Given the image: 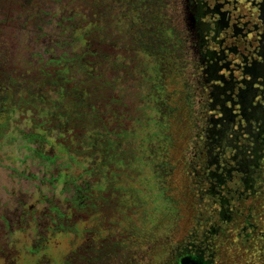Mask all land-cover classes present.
<instances>
[{
  "label": "rangeland",
  "instance_id": "374dc122",
  "mask_svg": "<svg viewBox=\"0 0 264 264\" xmlns=\"http://www.w3.org/2000/svg\"><path fill=\"white\" fill-rule=\"evenodd\" d=\"M113 1V27L97 34L99 47L106 36L110 43L103 47L102 59L97 57L92 76L99 94L108 97L97 104L107 113L114 131L108 135L118 154L109 167L117 174L115 192L123 205L136 204L135 217L129 210L125 215L119 212V206L104 207L99 221L82 211L74 215L80 230L86 231L91 224L98 227L99 222L107 227L110 222L111 232L117 229V234V224L127 226L128 214L133 218L139 232L134 239L139 243L125 250L117 247V253L110 256L113 264H120L126 252L130 259L123 260L124 264H168L175 247L184 244L192 252H216L214 264H264V167L252 184L247 182L248 191H257L255 198L246 200L253 207L248 219L244 217L245 202L232 198L235 194L227 190L236 186L233 181L213 196L229 198L224 201L223 216L234 217L226 223L220 220L219 203L199 193L207 183L199 175L204 155L198 158L194 152L193 133L205 96L194 60L199 52L189 40L182 0ZM78 2L34 0L27 6L22 2L19 15L10 20L0 8L1 104L12 120L0 136V244L11 249L15 244L36 245L47 237L54 206L68 212L75 196L82 198L87 189L98 192L113 180L107 170L105 177L102 173L109 156L77 155L61 146L69 108L60 95L62 90L37 71L42 61L60 59L77 83L87 78L83 58L87 41L82 28L89 11ZM11 6L15 8L10 3L9 9ZM133 6L148 11L143 12L136 32L144 41L139 54L130 47L126 24L114 25L116 17L126 21ZM78 11L81 15H75ZM103 26L102 17L100 29ZM243 43L228 39L220 52L224 56L221 62L239 63L240 56L230 54L227 47L249 48ZM90 166L96 169V176L86 174ZM106 193L112 194V190ZM130 237L122 234L120 240L129 244Z\"/></svg>",
  "mask_w": 264,
  "mask_h": 264
},
{
  "label": "trees",
  "instance_id": "16d2710c",
  "mask_svg": "<svg viewBox=\"0 0 264 264\" xmlns=\"http://www.w3.org/2000/svg\"><path fill=\"white\" fill-rule=\"evenodd\" d=\"M33 1L34 0H0V8H3L5 16H7L8 20H10L17 14L19 15L22 2L25 4H32ZM73 1H79L78 3L83 4L84 10L88 9L89 11L86 13L87 17L84 16L83 21L86 22V24L82 28V37L87 41L85 51L83 53V58L86 59L84 63V65L86 64L84 71H86L85 73L87 74V78L78 80L77 83L75 77L68 76V71L64 70L66 68L65 66L63 67L62 60L60 59L42 61L40 65L37 66V71L39 72L40 77L43 76L45 80H50L49 83H51L52 86L57 85L62 90L60 95L69 108L67 121L68 125L67 129H64L65 134L68 132V135L66 134V137L64 133L63 135H60V140L62 141L61 146L66 150L70 149V151L76 153L77 155H89V157L99 156L105 158L109 156L104 163L105 170L102 172L104 177L106 176V170L108 174L111 173L113 180H108V187H101L98 192H96V189H87L85 190V194L82 198L77 196L74 197L72 207L68 212H63V210L57 206H54L56 210L52 212L53 216L51 218V222L55 224L56 232L50 244H55V241H58L60 243L57 244L61 246V243L65 239H71L72 245H74V248L76 249L78 246L77 241L83 238L86 243L83 246V254L87 257L93 256L96 253L103 254V250H105L100 248L96 249L94 247L92 239L99 238L97 234H100V238H102V240L106 239V242L107 239H111V243H113V246L115 243L117 250V247L121 248L124 245V242L120 240L122 239V234L129 233L131 236L129 240H132V238L134 239L139 232L136 229L137 226L133 222L132 218L133 216L135 217V210L133 207L136 206V204L134 203L133 205H130L127 202L126 206L123 205L117 198V193L115 192L117 187L115 186V183H118L116 177L117 174L110 170L112 167L110 169L109 167L118 159V154L116 153V146L114 145L115 141H111L108 135L111 134L110 131H114H112V126L108 122L110 119L107 113L101 112L98 106L99 102H103L108 97H106L103 93L99 94L98 88H95L94 86V77L92 76V68L99 63L97 57L102 59L104 56L103 47L106 48V46L110 43V37L106 36V42H103L100 45L101 47L97 45L99 39L98 30L108 31L110 25L112 26L113 22L110 17L111 10L113 8L116 9V7H114L115 5L113 4V0ZM144 2L145 1L143 0L142 4ZM10 3H13L15 8H12L11 6L10 8L12 9H9ZM27 4L25 6H27ZM142 7L139 8L137 6H133L130 10L134 11L131 12L129 10L131 15H129L126 21L121 18L122 22H120L116 17V21L114 22V25L117 28L126 24L127 29L130 31V47L134 49L136 54L143 51H141L140 47H143L144 41L140 40V38L136 35V32L140 27V23L142 22V18L145 17H143V12L146 14L147 11L144 7ZM79 13L76 12L75 15H81V13ZM102 17L105 19V26L100 29L99 22ZM130 18L131 20H129ZM109 19L111 20L110 24ZM144 21L146 22V20ZM107 41L109 43H107ZM53 76L56 78L53 79ZM97 77L99 80H102L100 76ZM209 77L210 75L198 76L197 80L201 85H203L202 88H208L209 93L207 96L208 98L206 97L205 99L204 97L202 100V114L200 115V119H198L201 123L197 124L198 120L195 123L193 138L195 139L197 149H195L194 152L198 153V157L204 155L210 163L213 162L215 165H217L216 161L221 159L220 163H223L224 165L220 172L209 171L206 175L212 176L211 187L206 190H203L202 188L199 190L202 193L204 191L205 194L220 193L224 189V185L231 180V174H236V171H239V173L243 175L242 181L244 189H247L249 186L247 185V182H251L252 184L257 171L264 161V107L260 105L253 106L250 103L254 90L258 87L255 86L252 90L248 91L247 89L246 92L239 91L232 94L230 88L231 83L224 82L223 85L210 84V82H208ZM260 86L264 88V83ZM247 105H249L250 113L248 114L249 121L246 122L242 115L243 106ZM207 110L213 111V114H206L205 111ZM57 111L58 108L55 112ZM234 113H238V115L235 116ZM50 118L52 119V117ZM46 119L44 120V123L48 122ZM257 120L258 125L256 122ZM251 122L255 123V125H250ZM252 126H254L255 129H252ZM100 128L102 132H100ZM95 129L97 132H94ZM75 131L80 132L74 133ZM73 136L76 137L77 140H73ZM108 139H110V141ZM86 174L89 176H96L97 171L94 167L90 166L87 168ZM108 190H112V194L108 193V195H104V193L108 192ZM117 206L121 209L119 212L121 211L122 214L125 215L129 210L132 216L129 218L128 214L127 226L123 227L122 224L121 226H119L120 224H117L119 231L117 234V229L114 230V232H108L106 230L105 234H102V231H99L95 224H91L86 231L80 230L79 222L74 219V215L80 214V212L84 211L90 219L93 218L94 220V218L96 219L98 216L100 217V213H102L104 207L107 210V207H114L117 209ZM108 219H111V216H109ZM99 220L100 219H98V221ZM83 232L84 234L87 233L88 236L83 237ZM58 236L62 237V239H58ZM127 253L128 252H126V255ZM69 255L70 254H67V256L64 257L56 248H49L41 254L40 260L37 264H61V261H66V258Z\"/></svg>",
  "mask_w": 264,
  "mask_h": 264
},
{
  "label": "flooded vegetation",
  "instance_id": "af4514ba",
  "mask_svg": "<svg viewBox=\"0 0 264 264\" xmlns=\"http://www.w3.org/2000/svg\"><path fill=\"white\" fill-rule=\"evenodd\" d=\"M263 3L264 0H182L181 11L183 13L184 21L187 23L189 40L192 42V46L195 51L197 53L199 52L198 54L195 53L194 59L196 68L199 70L198 76L210 75L208 78V82H210V84L223 85L224 82L231 83L230 88L232 94L239 91L246 92L247 89L249 91L256 86L258 88L254 90L250 103L253 106L260 105L264 107V88L260 86L264 83ZM221 34H224V37L219 40L217 37L221 36ZM228 39H231L232 41L242 40L245 43L243 44L248 45L249 47L247 48V46H243V49H241L238 45L227 47L230 54L240 56L241 59L239 63H233L228 59H226L225 62H221L224 56L220 52L223 49L222 46L225 45ZM246 41H248V43H246ZM2 90L3 89L1 88L0 94L3 92ZM208 93V88H203V95L205 96V99L208 96ZM1 99L2 94L0 95V136L2 137L4 135L3 133H5L4 131L8 130L12 120L8 113L5 112ZM205 113L213 114V111L207 110ZM249 113V105L243 106L242 116L245 118L246 122L249 121ZM234 114L235 116L238 115V113ZM256 122L258 125V120ZM250 125H255V123L251 122ZM252 129H255L254 126H252ZM220 161L221 159H218L216 161L217 165H215L213 162L210 163L205 157H203L201 162L202 165L199 170L201 171L199 172V175L207 183L206 187L202 188L203 190L208 189L212 184V176L206 174L209 171H221L224 164L220 163ZM263 167L264 161L257 171L253 181H255ZM242 178L243 175H241L239 171H236V174L232 173L230 181H233L236 186L228 187V190L235 194L234 196L231 194L232 198L236 197L237 200L245 202V206H243V208L247 211V214L244 215V217H247L248 219V216L251 217L253 207L248 206L246 204V200L255 198L257 191L255 192L254 188L252 191L244 189ZM199 193L201 194L200 196H208L213 198L215 203H219L220 208L218 212L221 221L223 219L226 223L234 217L233 214H230L227 219L223 216V212L225 210L224 201L229 198L225 200H217L218 197H213L214 194H205L204 191L202 193L200 190ZM261 203L262 201H260V205ZM108 225L109 226L107 227H101V222H99L97 229L102 231V234H105L106 230L111 232L113 230L111 226L112 224L109 222ZM48 230L49 234L47 237H44L36 245L28 246L27 244H15V247L11 249L5 247L4 244H0V264H37L44 251H47L49 248H56L59 252H61L64 250V247L66 248V251H63V253L61 252L62 255L64 257L67 254L70 255L66 258V261L62 260L61 264H113L111 263V258L113 257V254L111 253L116 252V247L115 243L114 246L113 243H111V239H107L106 242V239L102 240V238H100V234H97L99 238L92 239V241L94 242V247L96 249H105L103 250V254L96 253L93 256L85 257L83 254L85 240L83 238L77 241L78 246L76 249L74 248V245H72L71 239H65L61 243V246L57 244L60 243L58 241H55V244H50L56 232L55 224L51 222ZM82 240H84V243ZM128 243L129 244L122 246L124 250L128 247L132 248L134 245H137L136 243H139V241L132 238V240H129ZM256 247L260 249V247ZM189 250V248L186 249V244L175 247L172 251V258L169 259V262L167 263L214 264L216 252L205 255L204 252L196 253ZM108 255V259L104 260V258ZM123 256V260L125 261L130 259V256H127L126 254ZM123 260L119 261V263L124 264L125 261Z\"/></svg>",
  "mask_w": 264,
  "mask_h": 264
},
{
  "label": "water",
  "instance_id": "95a60500",
  "mask_svg": "<svg viewBox=\"0 0 264 264\" xmlns=\"http://www.w3.org/2000/svg\"><path fill=\"white\" fill-rule=\"evenodd\" d=\"M262 12L264 13V3H263V6H262Z\"/></svg>",
  "mask_w": 264,
  "mask_h": 264
}]
</instances>
